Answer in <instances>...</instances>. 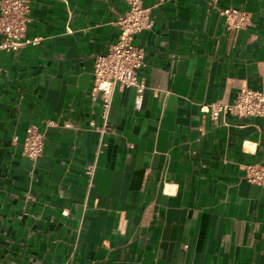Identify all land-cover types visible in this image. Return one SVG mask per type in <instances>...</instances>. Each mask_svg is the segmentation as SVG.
<instances>
[{
    "label": "crops",
    "instance_id": "crops-1",
    "mask_svg": "<svg viewBox=\"0 0 264 264\" xmlns=\"http://www.w3.org/2000/svg\"><path fill=\"white\" fill-rule=\"evenodd\" d=\"M29 1L37 42L0 51V264H264V188L245 178L264 163V118L199 110L264 90V0H141L157 5L135 38L143 107L117 87L102 148L94 62L128 0ZM228 7L251 24L228 31Z\"/></svg>",
    "mask_w": 264,
    "mask_h": 264
},
{
    "label": "built area",
    "instance_id": "built-area-1",
    "mask_svg": "<svg viewBox=\"0 0 264 264\" xmlns=\"http://www.w3.org/2000/svg\"><path fill=\"white\" fill-rule=\"evenodd\" d=\"M129 9L120 15L115 24L119 29L118 41L104 53L97 55L94 62L91 96L101 100L102 124L97 132L100 148L105 146V137L110 132V115L117 87L134 91V109L141 110L146 83L139 78V71L145 66V51L135 44V38L143 31L151 30L155 20L152 9L144 7L141 0H128ZM31 2L29 0H0V51H18L24 44L36 43L37 39H27ZM228 31L246 29L252 22L251 13L228 7L220 11ZM202 114L219 121L226 115L238 118H264V90L243 87L233 102L218 101L202 104ZM46 135L36 126L26 131L23 141V155L36 160L43 154ZM94 167H89L92 174ZM245 178L249 183L264 188V163L245 166Z\"/></svg>",
    "mask_w": 264,
    "mask_h": 264
}]
</instances>
